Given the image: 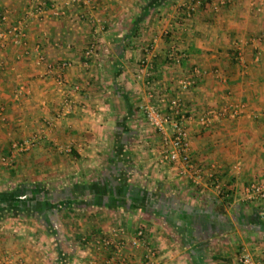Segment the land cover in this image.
Segmentation results:
<instances>
[{"label": "crops", "instance_id": "0c3cea01", "mask_svg": "<svg viewBox=\"0 0 264 264\" xmlns=\"http://www.w3.org/2000/svg\"><path fill=\"white\" fill-rule=\"evenodd\" d=\"M180 1L191 0H95L67 6L65 16L27 19L29 44L42 46L47 63L18 59L15 46L3 55L0 264H147L146 246L132 244L140 227L156 251L153 264H241L242 251L264 264V200L244 199L249 183L264 180V0H228L215 13L221 0H205L191 19ZM29 6L0 0V29L24 19ZM155 38L157 93L182 98L192 157L223 192L160 161L164 134L142 109L157 100L138 78ZM92 42L97 50L86 64ZM170 52L186 57L177 63ZM63 61L72 62L65 84L44 74ZM195 67L208 73L179 89L177 80ZM76 83L83 90L73 112L48 127ZM233 104L246 105L240 116L210 127L198 121ZM41 133L29 150L15 147ZM12 155L11 165L1 162ZM119 227L124 234L116 235ZM106 238L113 244L103 245Z\"/></svg>", "mask_w": 264, "mask_h": 264}, {"label": "built area", "instance_id": "2783aa9c", "mask_svg": "<svg viewBox=\"0 0 264 264\" xmlns=\"http://www.w3.org/2000/svg\"><path fill=\"white\" fill-rule=\"evenodd\" d=\"M29 10L24 16V19L17 21L9 25L5 29H0V69L2 68V52L7 48L8 44L13 43L14 45L22 48V53L18 54V59L34 58L37 66H43L47 63L46 54L41 45L30 46L29 44V33L27 30V19L31 16L42 18L48 12L52 15L60 17L67 14L66 7L76 4L91 5L95 0H65V3L60 7L59 0H28ZM228 0H224L222 4H226ZM202 4V0H192L188 8V15L191 16L196 11V5ZM3 20L7 21V16L2 15ZM94 22V21H92ZM169 31H165L168 34ZM157 39L155 38L145 48V54L140 60V72L138 74L139 79H144L151 91L149 93L150 99L156 101H149L142 105V109L145 112L149 123L164 134L166 141V147L161 155V162L164 164H179L183 174L187 175L189 179L195 185H202L206 180H212L216 188L223 192L220 181L215 178V173L208 172L206 168L196 163L192 157V141L190 133L186 127V121L188 120V111L182 98L179 95L168 97L165 94L157 93L155 82L152 80V75L155 69L154 57L156 50ZM96 43H91L84 51L86 58L85 63L88 64L89 59L95 54ZM170 58L175 62L180 63L181 60L186 57L185 53L175 55L170 52ZM72 65L71 61H63L55 67L50 64L46 67L45 75L55 73V78L61 84H65L64 72ZM217 77H220V71H214ZM208 72L200 67H195L191 74L181 77L177 80V85L181 90H188L197 85L199 78L206 75ZM83 90V86L80 83L72 85L68 91L65 92L63 106L61 111L50 118L48 121V127H52L56 121L62 116L73 112L75 108L74 94ZM22 94V89L16 91L14 96L19 99ZM245 104H233L230 108L209 110L202 113L198 117V121L206 126L210 127L215 123H220L227 119L229 116L238 117L245 110ZM170 125L173 128V132L170 133L167 126ZM42 134H36L32 138L21 143H16L15 147L18 150H29L31 147L42 139ZM14 156L3 157L2 162L5 165H11L13 163ZM244 199L250 201L264 200V180L254 181L249 183L244 190ZM126 229L119 227L116 229V235L124 234ZM146 229L140 227L135 237L132 240L134 247L146 246L147 252V264H153V260L156 255V251L149 245H145ZM113 244L111 238L103 240V245L109 246ZM118 248L122 251L124 248V242L118 243ZM241 264H258L257 260L248 251H242L239 256Z\"/></svg>", "mask_w": 264, "mask_h": 264}, {"label": "rangeland", "instance_id": "374dc122", "mask_svg": "<svg viewBox=\"0 0 264 264\" xmlns=\"http://www.w3.org/2000/svg\"><path fill=\"white\" fill-rule=\"evenodd\" d=\"M222 1H224V0H221L220 2H219V4H217V6H216V8H214L215 10H214V13L215 12H219V11H221V6L223 5L222 4ZM192 2V0L190 1V2H187V1H180V3H179V7H180V9H184V11H185V13H186V15H187V17L189 18V19H191V18H193V16L195 15V13H197V11H198V7L197 6H199V5H196V11L191 15V16H189L187 13H188V6L190 5V3ZM205 2V0H202V3H204ZM7 28V27H6ZM5 29V28H4ZM168 30V29H167ZM166 31V30H165ZM165 31H163L162 33H163V35H166L165 34ZM14 47L15 46V48L18 50V54H21L22 53V48H20V47H18V46H16V45H14L13 43H10V44H8V46H7V48L2 52V61H3V64H2V68L1 69H3V66H4V60H3V55H5L6 54V52L8 51V49H10L11 47ZM97 50V49H96ZM96 50H95V52H96ZM21 60V59H20ZM0 69V70H1ZM221 74V73H220ZM219 78H221V76L219 77ZM16 92V91H15ZM15 97V96H14ZM7 157V156H6ZM14 161V160H13ZM1 162H2V158H1ZM3 163V162H2Z\"/></svg>", "mask_w": 264, "mask_h": 264}, {"label": "trees", "instance_id": "16d2710c", "mask_svg": "<svg viewBox=\"0 0 264 264\" xmlns=\"http://www.w3.org/2000/svg\"><path fill=\"white\" fill-rule=\"evenodd\" d=\"M226 202H230L229 200H226Z\"/></svg>", "mask_w": 264, "mask_h": 264}]
</instances>
